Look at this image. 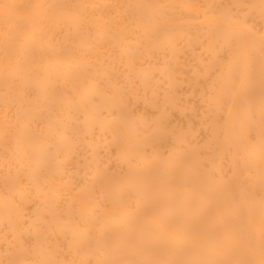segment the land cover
<instances>
[{
  "label": "bare ground",
  "instance_id": "1",
  "mask_svg": "<svg viewBox=\"0 0 264 264\" xmlns=\"http://www.w3.org/2000/svg\"><path fill=\"white\" fill-rule=\"evenodd\" d=\"M0 264H264V0H0Z\"/></svg>",
  "mask_w": 264,
  "mask_h": 264
}]
</instances>
